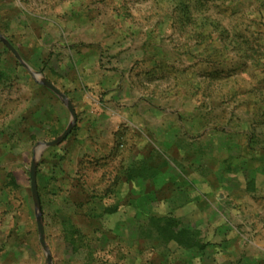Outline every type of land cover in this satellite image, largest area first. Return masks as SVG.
Returning <instances> with one entry per match:
<instances>
[{
	"label": "rangeland",
	"instance_id": "obj_1",
	"mask_svg": "<svg viewBox=\"0 0 264 264\" xmlns=\"http://www.w3.org/2000/svg\"><path fill=\"white\" fill-rule=\"evenodd\" d=\"M28 69L97 116L96 179L140 212L133 238L117 213L65 217L44 197L51 264H264V0H0V264H46L33 160L37 191L72 155L70 185L91 181L82 149H34L71 116ZM66 222L84 234L75 252ZM93 229L109 243L92 248Z\"/></svg>",
	"mask_w": 264,
	"mask_h": 264
},
{
	"label": "crops",
	"instance_id": "obj_2",
	"mask_svg": "<svg viewBox=\"0 0 264 264\" xmlns=\"http://www.w3.org/2000/svg\"><path fill=\"white\" fill-rule=\"evenodd\" d=\"M102 117V116H100ZM75 123L73 126L74 129L71 130V134L69 133V136L66 137L63 140V143L61 144V146H64L65 144H67V148L66 149H72V147L76 148V149H82L81 153V159L84 157V162L81 163V167L84 172H87L88 175L91 176V181L90 183H83L81 182L80 185H70V181H71V173L75 172V169L73 170V168L77 165L76 163L74 164L73 159L75 158L74 155L72 158V161L68 162V167L70 172L68 173L66 170H63L61 167H56L55 168V164H53L54 167L51 166V178L50 180H48V184L39 188L38 189V197H39V203H40V207H42V209L44 210L45 208V198H47V200H53L54 202L58 203V205L60 206V213H62L63 216L68 217V215L70 214H66L64 212H70V210H72L74 213L77 211L78 212H82L84 213L85 211V215L89 217V215L91 217H96V218H101L103 215H107L109 213H117L120 215L121 217V225L122 228H124V224L126 223V218L127 220H132L133 221V225L131 227H129V229H131V232L134 234V236H132L133 238L136 237L137 235L135 233H137L139 231V225H137L135 223V219L137 221L139 216H140V212L138 210V206L133 204L134 202H132V200L134 201L133 196L130 195V199L126 198L125 193H120L118 194H108L107 192H103V179L105 177H107V174L104 175V177L100 178V179H96V172L98 170V168L100 166H106L108 165V163H106L104 161V155H105V150H103L101 147H99L97 145V138L95 136L96 134V129L94 124L96 123V121H98L97 116L92 118L89 117L88 115H80V116H75ZM86 118V119H85ZM88 122H92L93 123V127L94 128H90L92 127L90 124H88ZM97 127V126H96ZM43 142V141H42ZM37 145L38 143L35 145L34 149H37ZM57 146V145H56ZM56 146L53 147H48V148H44V149H55L57 148ZM73 148V149H74ZM59 149V148H58ZM44 152V151H43ZM69 153L67 156L70 157ZM40 164V163H38ZM41 167V166H40ZM108 168V167H107ZM37 169H39V167L36 168V172ZM87 175V174H86ZM87 175V176H88ZM87 181V180H86ZM127 181H123V187L125 186L124 184ZM37 185V184H36ZM137 185H141V181H139L137 183ZM72 189V190H71ZM71 192L74 190V192L76 190L81 191V193H83V197L79 202H74L70 200L69 197V192ZM85 193H84V192ZM115 196V199L113 198ZM45 197V198H44ZM126 198V199H125ZM114 200V201H113ZM107 202H112V205H108L106 204ZM157 202L155 201V199H153L152 203ZM125 203H129L128 205L125 206ZM126 207H128V210H131L132 212L130 214H128L127 212V216H126ZM73 213V214H74ZM149 218H158V216L154 215L151 213V210L149 208ZM71 226L69 228H65L63 227V234H62V239L64 242V245L66 246V248L70 251H77L80 248L78 247V242L83 239V235L81 231L78 230V228L74 225H69L68 222L65 223V225ZM102 229H93L91 232V237L93 239V244H92V248H97V247H101L98 245H95L96 243L100 244H108V240L107 237H105L102 234ZM81 238V239H80ZM233 264H236V261H234Z\"/></svg>",
	"mask_w": 264,
	"mask_h": 264
},
{
	"label": "water",
	"instance_id": "obj_3",
	"mask_svg": "<svg viewBox=\"0 0 264 264\" xmlns=\"http://www.w3.org/2000/svg\"><path fill=\"white\" fill-rule=\"evenodd\" d=\"M2 41L6 45V47L11 51V53L16 57V59L18 61H20V58L18 57V54L16 53V51L7 42H5L4 40H2ZM28 71H30V73L33 75V77L36 79V81L40 85L49 89L54 95L59 97L66 104L67 110L71 116V120H70L69 125L67 126L66 130L58 138H56L52 141H49V142L43 141V142L38 143L37 151H38V155H39L40 152L42 150H44V148L53 147V146L60 144L68 136V134L71 132V129L75 123L76 118H75V113H74L73 107L67 101L66 96L64 94H62L58 89H56L48 81H46L44 79H39L38 73H34L29 69H28ZM36 167H37V162L33 160L31 162L30 168H29V187L31 190V197H32V201H33L34 210L36 212V227H37V234H38L39 243H40V246H41L43 252L45 253L46 264H51V256H50V253L48 251V247H47V245L45 243V239H44V230H43V224H42V219H41L40 203H39V197H38L37 185H36Z\"/></svg>",
	"mask_w": 264,
	"mask_h": 264
},
{
	"label": "trees",
	"instance_id": "obj_4",
	"mask_svg": "<svg viewBox=\"0 0 264 264\" xmlns=\"http://www.w3.org/2000/svg\"><path fill=\"white\" fill-rule=\"evenodd\" d=\"M171 226V224H169V223H165V227L164 228H166V227H170ZM75 252V251H74Z\"/></svg>",
	"mask_w": 264,
	"mask_h": 264
}]
</instances>
